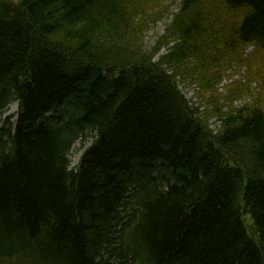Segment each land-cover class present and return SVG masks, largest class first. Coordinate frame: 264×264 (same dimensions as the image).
Here are the masks:
<instances>
[{
  "label": "trees",
  "instance_id": "16d2710c",
  "mask_svg": "<svg viewBox=\"0 0 264 264\" xmlns=\"http://www.w3.org/2000/svg\"><path fill=\"white\" fill-rule=\"evenodd\" d=\"M165 1L0 0V262L37 244L45 264H104L119 238L137 264H264V88L216 103L213 133L179 87L216 92L232 59L264 76V0H181L145 49ZM86 129L98 137L70 171ZM130 193L140 208L124 221Z\"/></svg>",
  "mask_w": 264,
  "mask_h": 264
},
{
  "label": "rangeland",
  "instance_id": "374dc122",
  "mask_svg": "<svg viewBox=\"0 0 264 264\" xmlns=\"http://www.w3.org/2000/svg\"><path fill=\"white\" fill-rule=\"evenodd\" d=\"M166 5H169V9L166 8V11L162 12V18L157 19L156 21H152L148 31L145 34L143 46L145 49H152L158 40L164 36L167 32L168 26L172 21V13H176L179 5L180 0H167L165 3H163V6L166 7ZM171 44H163L161 53L166 52ZM253 50V49H252ZM251 51V50H250ZM252 53V52H251ZM227 67L224 69V79L221 85L218 86L217 92H207L206 94L200 93L201 88L196 82H192L190 80H180L179 85L186 97L191 101V105L193 106H199L200 112H203V116L208 115V112L205 110L209 109L211 106H214L216 103L217 105L221 106L224 98V95L226 93L229 94V97L226 100L225 107L234 106L237 107L241 105L242 103L246 102H252L254 100L253 97H259V91H258V85L264 86L259 81V78L256 75V71L251 66L252 70L254 71V75L252 77V84H249L248 81L241 82V81H235L231 83L232 79H238V78H244L246 74V78L248 77V72L245 67H241L238 65V61H232V62H223ZM223 71V72H224ZM255 80H258L257 82H254ZM231 83V84H230ZM252 85V86H251ZM18 111V104L17 102H13L10 104L8 110L5 112L4 115H12L14 118L16 117ZM210 123L213 128L218 126V120L216 117L210 118ZM87 138L85 141V145L89 143L92 139L91 133H87ZM85 145L82 142H77L75 146L73 147L71 154H70V160L72 161V164L75 165L79 162L81 154L84 150Z\"/></svg>",
  "mask_w": 264,
  "mask_h": 264
}]
</instances>
